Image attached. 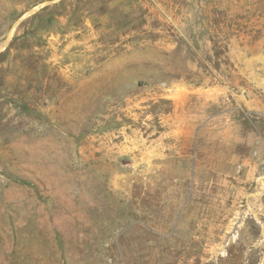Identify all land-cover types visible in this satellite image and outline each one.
Wrapping results in <instances>:
<instances>
[{
  "label": "rangeland",
  "instance_id": "1",
  "mask_svg": "<svg viewBox=\"0 0 264 264\" xmlns=\"http://www.w3.org/2000/svg\"><path fill=\"white\" fill-rule=\"evenodd\" d=\"M0 264H264V0H0Z\"/></svg>",
  "mask_w": 264,
  "mask_h": 264
}]
</instances>
